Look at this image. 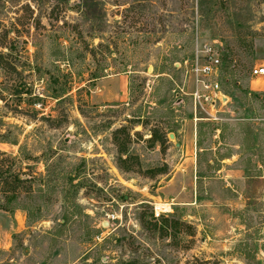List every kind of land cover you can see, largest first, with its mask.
Masks as SVG:
<instances>
[{"label": "rangeland", "instance_id": "374dc122", "mask_svg": "<svg viewBox=\"0 0 264 264\" xmlns=\"http://www.w3.org/2000/svg\"><path fill=\"white\" fill-rule=\"evenodd\" d=\"M255 67L264 0H0V264H264Z\"/></svg>", "mask_w": 264, "mask_h": 264}, {"label": "built area", "instance_id": "2783aa9c", "mask_svg": "<svg viewBox=\"0 0 264 264\" xmlns=\"http://www.w3.org/2000/svg\"><path fill=\"white\" fill-rule=\"evenodd\" d=\"M205 52L202 59L197 58L194 65L193 71L197 79V87L192 97L195 105L204 109L207 113V120L217 121V103L220 105L227 104L228 98L221 92L219 83L213 78L217 75L219 60L211 55L210 49ZM252 74L262 76L264 75V68L255 67ZM156 216H159V214L156 213Z\"/></svg>", "mask_w": 264, "mask_h": 264}, {"label": "crops", "instance_id": "0c3cea01", "mask_svg": "<svg viewBox=\"0 0 264 264\" xmlns=\"http://www.w3.org/2000/svg\"><path fill=\"white\" fill-rule=\"evenodd\" d=\"M240 148V152H238L236 155H231L229 157L223 158L221 159L220 162H222V164H230V163H234L236 162V157L237 159H239L240 157H242L243 151L241 150V146H238V149ZM259 163V162H258ZM225 171L228 172V175H245V170L243 168H241L240 166H236L235 168H231L228 167Z\"/></svg>", "mask_w": 264, "mask_h": 264}, {"label": "trees", "instance_id": "16d2710c", "mask_svg": "<svg viewBox=\"0 0 264 264\" xmlns=\"http://www.w3.org/2000/svg\"><path fill=\"white\" fill-rule=\"evenodd\" d=\"M0 175H1V173H0ZM20 180V179H19ZM15 181H18V179H15ZM0 209H3L2 207H0ZM22 210H24V209H22Z\"/></svg>", "mask_w": 264, "mask_h": 264}, {"label": "water", "instance_id": "95a60500", "mask_svg": "<svg viewBox=\"0 0 264 264\" xmlns=\"http://www.w3.org/2000/svg\"><path fill=\"white\" fill-rule=\"evenodd\" d=\"M172 136V135H171Z\"/></svg>", "mask_w": 264, "mask_h": 264}]
</instances>
